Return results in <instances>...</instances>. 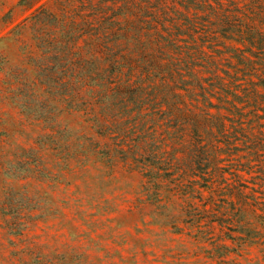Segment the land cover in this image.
I'll use <instances>...</instances> for the list:
<instances>
[{
	"label": "rangeland",
	"instance_id": "rangeland-1",
	"mask_svg": "<svg viewBox=\"0 0 264 264\" xmlns=\"http://www.w3.org/2000/svg\"><path fill=\"white\" fill-rule=\"evenodd\" d=\"M177 1L183 12L205 14ZM20 2L0 0V264H264V48L246 52L255 62L250 75L231 79L239 61L227 46L245 45L198 38L221 54V74L233 84L223 101L220 93L186 97L192 110L209 113L225 179L213 168L191 176L171 159L163 122L144 130L163 165L137 164L119 150L135 146L143 126L127 140L98 136L88 113L71 108V95L33 83L30 54L38 51L25 21L33 9ZM210 2L264 32V0ZM252 84L257 102L247 95ZM93 142L101 157L79 151Z\"/></svg>",
	"mask_w": 264,
	"mask_h": 264
},
{
	"label": "trees",
	"instance_id": "trees-1",
	"mask_svg": "<svg viewBox=\"0 0 264 264\" xmlns=\"http://www.w3.org/2000/svg\"><path fill=\"white\" fill-rule=\"evenodd\" d=\"M41 1L20 2L33 9L25 21L38 51L34 57L30 54L37 67L35 85L37 79L45 94L54 90L60 97L71 95V108L88 113L98 136L127 140L138 124L143 126L135 146L119 150L137 164L163 165L160 146L144 131L148 124L163 122L172 141L171 159L179 169L182 165L193 176L213 168L225 179L209 113L192 110L186 97L208 101L220 93L223 101L233 81L221 74V54L211 53L198 38L221 43L223 38L235 39L245 45V50L227 46L239 62L233 66L234 77L226 74L238 79V73L251 74L255 62L246 52L253 53L255 47L263 50V31L234 11L220 13L210 0L186 2L188 11L192 8L204 15L181 11L177 0ZM211 15L216 20L208 26L204 22ZM260 94L255 84L247 93L256 102ZM39 118L50 119L44 112ZM218 118L219 133L225 136L227 124L220 114ZM93 144L87 152L79 151L101 157L103 150ZM231 144L228 139V150ZM238 193L244 196L243 190Z\"/></svg>",
	"mask_w": 264,
	"mask_h": 264
}]
</instances>
